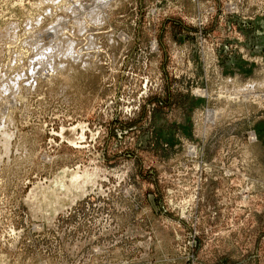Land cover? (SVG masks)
I'll return each instance as SVG.
<instances>
[{
    "label": "rangeland",
    "instance_id": "rangeland-1",
    "mask_svg": "<svg viewBox=\"0 0 264 264\" xmlns=\"http://www.w3.org/2000/svg\"><path fill=\"white\" fill-rule=\"evenodd\" d=\"M0 264H264V0H0Z\"/></svg>",
    "mask_w": 264,
    "mask_h": 264
}]
</instances>
